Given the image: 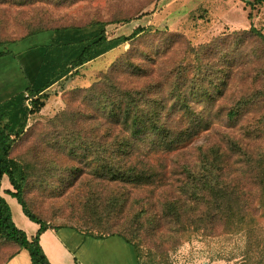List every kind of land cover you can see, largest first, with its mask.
Returning a JSON list of instances; mask_svg holds the SVG:
<instances>
[{"label":"trees","instance_id":"1","mask_svg":"<svg viewBox=\"0 0 264 264\" xmlns=\"http://www.w3.org/2000/svg\"><path fill=\"white\" fill-rule=\"evenodd\" d=\"M16 1L36 4L15 16L14 37L0 20V56L30 35L50 37L31 82L0 102V176L38 225L28 237L0 195V264L21 249L29 264H51L39 235L58 227L94 238L118 235L134 247L138 264H170L171 252L196 235L239 232L245 244L237 264H264V34L249 22L197 45L180 33L142 26L108 38L105 21L63 22L48 10L52 0ZM242 1L249 20L264 2ZM127 40L130 49L70 97L77 107L70 126L80 139L71 151L81 145L91 165L88 200L79 207L100 213L79 227L50 226L24 198L26 178L11 156L13 145L51 84Z\"/></svg>","mask_w":264,"mask_h":264},{"label":"rangeland","instance_id":"2","mask_svg":"<svg viewBox=\"0 0 264 264\" xmlns=\"http://www.w3.org/2000/svg\"><path fill=\"white\" fill-rule=\"evenodd\" d=\"M0 4V20L7 30L12 29L10 34L14 37L15 16L33 10L36 3L20 5L16 0H9ZM46 6L63 22L85 25L91 20L105 21L108 38L128 35L135 27L142 26L151 31L180 33L191 44L197 45L222 32L246 28L249 22L261 32L264 29L263 20L255 21L259 10L253 15L250 12L249 20L242 0H70L65 4L52 0ZM49 34L34 35L41 40ZM27 45L26 41L19 47ZM130 45V40L120 42L79 66L68 77L51 84L46 89L43 106L29 116L27 124L30 127L24 137L13 145L11 156L22 162L26 178L24 198L31 210L50 226L79 227L83 219L100 213L95 210L88 213L79 207L88 200L86 181L91 165L89 156L81 155L80 144L75 153L71 151V145L78 144L80 139L70 126L69 120L77 110L70 97L75 89L88 87L98 80L123 52L130 49ZM1 60L2 80L6 67ZM67 126L71 133L68 141ZM81 165L82 172L75 169ZM9 206L12 217L19 222L21 209L18 203L12 201ZM18 222V227L26 231ZM244 241V234L239 232L215 237L196 235L171 252L170 264H237L241 260Z\"/></svg>","mask_w":264,"mask_h":264},{"label":"crops","instance_id":"3","mask_svg":"<svg viewBox=\"0 0 264 264\" xmlns=\"http://www.w3.org/2000/svg\"><path fill=\"white\" fill-rule=\"evenodd\" d=\"M258 10L255 21H260L258 19L264 21V2ZM261 30L264 33V29ZM35 35L28 36L21 41V44L27 41V47H17L13 52L0 56V60L8 59L1 60L6 70L4 78L0 79V102L24 90L31 82L39 64L43 46L50 37L49 34L37 40L40 37L35 38ZM7 190H12L11 185L7 177L1 175L0 195L9 205L16 199L7 193ZM18 217L19 222H17L26 228L25 234L28 237L33 235L38 225L30 221L21 210ZM12 220L16 225L14 217ZM16 226L18 227L19 224ZM39 244L51 264H138L134 247L118 235L94 238L68 227L47 228L39 235ZM4 264H29L27 251L19 250Z\"/></svg>","mask_w":264,"mask_h":264}]
</instances>
